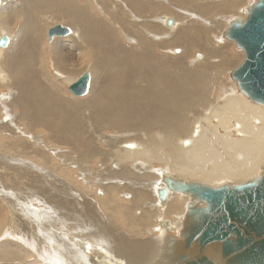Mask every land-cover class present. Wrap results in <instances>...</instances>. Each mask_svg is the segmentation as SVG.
Instances as JSON below:
<instances>
[{
    "label": "bare ground",
    "instance_id": "6f19581e",
    "mask_svg": "<svg viewBox=\"0 0 264 264\" xmlns=\"http://www.w3.org/2000/svg\"><path fill=\"white\" fill-rule=\"evenodd\" d=\"M9 1L0 4V13L4 11L0 39L8 38L7 46H0V98H8L0 100L6 111L0 117V180L6 167L16 184L20 182L15 177L28 176L45 202L40 210L30 209L15 195L18 188L6 194L0 187V264H93L87 257L84 244L90 241L85 232L71 220L62 224L55 217L57 210L72 215L79 210L84 199L71 205L67 192V186L78 180L91 182L83 188L90 196L87 202L104 214L102 228L117 229L116 240L129 251L116 243L115 263L151 264L161 243V236L158 244L142 237L156 223V219L151 222L156 214L148 207L154 201L152 190L156 194L159 186L152 180L161 172L155 175L152 166L170 164L174 171L165 172L174 177L212 186L241 183L260 173L264 106L238 90L235 79L238 88L227 81L226 71L236 61L230 48L212 46L222 23L240 16L248 0ZM113 1L122 3L130 15L115 10ZM167 17L174 18L173 29L165 27ZM47 19L67 23L71 33L55 37L49 45ZM137 32H143L142 42ZM125 41L137 50L125 48ZM194 49L206 50L212 62L203 55V62L191 67L188 55ZM169 54L179 57L168 58ZM86 66L91 74L87 94L69 96L67 89ZM15 129L23 131L27 143L38 137H44V143L27 145ZM97 191L105 198L98 199ZM120 194H130L129 201L118 199ZM179 195L164 209L159 204L163 212L155 216L157 221L170 219L173 236L185 215L181 202L188 201L179 200ZM154 207L153 211H160L158 205ZM136 210H141L138 217ZM4 221L11 227L4 230ZM78 231L84 232L83 242ZM70 240H78L71 250ZM47 245H54L51 254Z\"/></svg>",
    "mask_w": 264,
    "mask_h": 264
},
{
    "label": "water",
    "instance_id": "95a60500",
    "mask_svg": "<svg viewBox=\"0 0 264 264\" xmlns=\"http://www.w3.org/2000/svg\"><path fill=\"white\" fill-rule=\"evenodd\" d=\"M1 4V0H0ZM164 25L175 27L173 17ZM71 29L54 25L48 40L65 37ZM226 40L244 52L242 65L233 71L232 78L241 92L252 102L264 106V0H252L244 19H232L223 33ZM8 38L0 39L5 47ZM201 54L196 59H202ZM91 74L83 73L69 87L78 97L89 90ZM156 196L163 209L171 193L190 198L179 230L172 237L171 223L159 221L161 243L151 264H264V163L262 172L241 183L211 186L206 183L160 173Z\"/></svg>",
    "mask_w": 264,
    "mask_h": 264
},
{
    "label": "rangeland",
    "instance_id": "374dc122",
    "mask_svg": "<svg viewBox=\"0 0 264 264\" xmlns=\"http://www.w3.org/2000/svg\"><path fill=\"white\" fill-rule=\"evenodd\" d=\"M4 1V3L6 4V3H8V2H10L9 0H3ZM250 1V2H249ZM117 2V3H116ZM252 3V0H248L247 2H245V4H244V10H243V13L240 15V16H236V17H234V16H231V18H228L227 20H225V22L224 23H222V25L219 27V29H220V34L218 35V37H217V39L214 41V43H212V46L213 47H215V48H217V47H221V46H228L229 48H230V51H232L234 54H235V56H236V61H235V63H233V66H231L227 71H226V79H227V81L229 82V83H234V84H236V81L235 80H233V78H232V76H231V73L234 71V70H236V69H238L241 65H242V63H243V61H244V59H245V55H244V52L241 50V49H238L237 47H236V44L234 43V42H232V41H228V40H226L225 38H224V36H223V33H224V31L226 30V28L228 27V24H229V22L232 20V18L234 19V18H241V19H244L245 17H246V8L250 5ZM112 4V6L114 5V9L115 10H120V11H125L126 13L128 12L129 13V15H130V12H129V10L127 9V8H125L124 6H123V4L122 3H120V2H118V1H115V3H114V1L111 3ZM121 4V5H120ZM117 5V6H116ZM122 7V8H121ZM124 8V9H123ZM173 9H175V7H170V10H172L171 11V13L172 14H175L176 16H178L177 14H176V12L175 11H173ZM3 10V9H2ZM112 11H113V9H111ZM180 13H181V15L183 14V15H185L184 14V11H181V10H179V9H177ZM1 13L2 14H4V11H1ZM1 13H0V15H1ZM101 13V12H100ZM108 14H112V13H110V12H108ZM108 14H105V16L106 15H108ZM243 14H244V16H243ZM100 15V14H99ZM102 15H104V14H102L101 13V15L100 16H102ZM128 15V16H129ZM182 15V16H183ZM167 16V15H166ZM108 16H106L105 18H107ZM174 17V16H173ZM183 18H185V16L183 17ZM3 19V18H2ZM50 19H47V21H45V24L46 23H48V25H47V27L45 28V41H46V43H49V45L52 43V42H49V40H48V35L46 36V34H47V32H48V30L51 28V27H53L54 25H63V26H69L67 23H64V22H59V23H53L54 21L51 19L50 21H49ZM180 20L182 21V18H180ZM1 21V20H0ZM198 21L200 22V24L202 25V24H204V25H206V23H205V21L203 20V22L204 23H202V21L201 20H199L198 19ZM197 21V22H198ZM133 22H135V20L133 21ZM198 22V23H199ZM53 23V24H52ZM52 25V26H51ZM207 26V25H206ZM70 27V26H69ZM72 28V27H71ZM118 28V27H117ZM161 28L162 29H165L164 27H162L161 26ZM73 29V28H72ZM137 30V29H136ZM73 31H74V29H73ZM140 34V35H139ZM164 36H166L165 34H164ZM142 37H143V32H137V39H139V41H141V39H142ZM221 37V38H220ZM128 38L129 39H133V36H128ZM147 38V37H146ZM48 41H47V40ZM225 39V40H224ZM54 40V39H53ZM148 41H150V38H148L147 39ZM163 40L161 39V40H159L158 42H162ZM164 41H166V40H164ZM225 41V42H224ZM125 42H127V43H125V45H126V47L125 48H128V47H130V48H136L135 50H137V48L138 47H136V46H134V45H131V43H129L128 41H125ZM142 42V41H141ZM151 42H154V40H152L151 39ZM224 42V43H223ZM233 45V46H232ZM231 46V47H230ZM176 48H179V49H182L181 47H176ZM170 50L172 49H174V48H169ZM183 51V50H182ZM191 52H193V53H191ZM190 53H189V55H188V62L190 63V66L191 67H193V66H195L196 64H200V63H202L203 61L202 60H204V57L206 56V60L208 61V62H212V59H209V57H208V54H207V52H206V50H196V49H194V50H192ZM205 53H206V55H205ZM197 54H201L202 56L204 55V57H202V59H196V55ZM181 56V55H180ZM175 57H179V55H176V56H173V55H170L169 54V57L168 58H175ZM205 60V61H206ZM210 60V61H209ZM197 61H199V62H197ZM204 61V62H205ZM89 65V64H88ZM87 65V66H88ZM85 67V68H83V70L80 72V74L78 75V77H80L84 72H86L89 68L88 67ZM88 71H90V69L88 70ZM236 86H237V84H236ZM237 88H238V86H237ZM238 90H239V88H238ZM67 94L69 95V96H75V95H73L70 91H68V89H67ZM17 95V93L15 94V96ZM82 97V96H81ZM84 97V96H83ZM6 99H8V98H0V100H6ZM247 99V98H246ZM0 110L2 111V115H0V117H2L3 115H4V113L6 112L5 110H4V108L3 107H0ZM5 120V119H4ZM16 130V132H17V136L19 137V138H21L22 140H24L25 141V136L23 135V131H19L18 129H15ZM190 130H192V129H190ZM8 131V129H1V132H7ZM191 132V131H190ZM190 132H188V135L190 134ZM37 135V134H36ZM184 137H186V136H183V138ZM44 139V137H38V139H37V141L35 142V143H27L26 141V143H27V145L28 144H33V145H35V146H40L41 144H43L44 142H42V140ZM178 141V145L180 146V144H179V142L181 141V139H178L177 140ZM45 144L49 147V148H51L50 147V145H49V143L48 142H46L45 141ZM253 145V147H255V143H253L252 144ZM181 147V146H180ZM218 149H220L219 148V146H218ZM110 163H112V161L110 160ZM152 168V170L154 171V174L155 175H157V174H159V171L160 172H162L164 169L166 170L167 168H170L172 171H174L171 167H170V164H165V165H163V167H159V166H157V165H155V166H152L151 167ZM20 170V169H19ZM159 170V171H158ZM262 172V167H261V170H260V173ZM47 173V172H46ZM45 173V176L47 177V180L49 181V182H54V179L52 178V177H50V176H47V174ZM5 174H6V176L4 177V178H2L1 180H0V187H3V188H5L6 189V194H13L12 193V191H13V189L14 188H18L19 189V193H17V194H15L17 197H19V199H21L24 203L26 202L27 203V205H25V206H27L28 208H30V209H32L31 207H34V208H36V209H41L40 208V204H42L43 202H45V199H44V197H43V195L41 194V192L39 191V188L36 186L35 187V185L33 184V182L31 181V179H29V177L27 176V177H24L22 180H21V178H19L18 179V177H15L16 178V181L18 180L19 182H20V184H16L15 182H12V178H14V174H13V172H12V170L9 168V167H6L5 168ZM34 175H38L37 173H33ZM36 177H34V178H32V179H35ZM159 178V179H158ZM17 181V182H18ZM153 182H159L158 183V185H160L161 183H160V176H156V178L155 179H153L152 180ZM86 183H88V184H86ZM89 183H91V182H89V181H84V180H81V181H79L78 180V184L77 183H70V185L69 186H67L68 187V196H69V201H68V203L69 204H71V205H74V206H77L78 205V202H80V200L81 199H84L86 202H87V197H88V195H87V193H84L83 192V188H87V186L89 185ZM26 184V185H25ZM53 184V183H52ZM73 184V185H72ZM76 184H77V186L78 187H76ZM207 184V183H206ZM30 185V186H29ZM74 185H75V188L74 189H72L73 187H74ZM79 185L82 187V188H79ZM210 185V184H209ZM34 186V188H32ZM85 186V187H84ZM100 186H102V185H100ZM212 186V185H211ZM26 187H29V188H26ZM37 188V189H36ZM66 188V187H65ZM36 189V190H35ZM71 189V190H70ZM77 189V190H76ZM99 189V188H98ZM89 190H93V189H89ZM95 190V189H94ZM99 190H101V189H99ZM78 191H79V193H78ZM77 192V193H76ZM99 191H97V195H95L96 197H99L98 199H101V198H105V196L103 195V192H99ZM152 194L154 195L153 196V202L151 203V207H148V208H150V213H154V214H156L155 216L157 217L158 215H160L159 213H161V211L163 212V209H161V207H160V205H159V203H158V200L156 199V194H155V191L154 190H152ZM82 193V194H81ZM79 194V195H78ZM174 193H171L170 195H169V200L171 201L172 199H174V196H176V197H178L177 195H179V194H177V193H175L174 195H173ZM78 195V196H77ZM82 197H81V196ZM127 195H130V194H125V195H123V194H120V195H117L118 197V199H123V201H129V198L130 197H127ZM80 196V197H79ZM86 196V197H85ZM172 196V197H171ZM181 196H182V198H181ZM179 195V200H185L184 198L186 197V199L188 198V201H185V203L183 204L182 202H181V204H182V207H183V205H184V207H183V210H182V213L183 214H185L184 212L186 211V209H185V207H186V203H189V197L188 196H186V195ZM79 197V198H78ZM127 197V198H126ZM155 197V198H154ZM88 198H90V196L88 197ZM87 199V200H86ZM84 200H81V201H83V202H85ZM155 200H156V202H155ZM22 202V203H23ZM76 202H77V204H76ZM83 202H80L79 203V205L77 206V209H79V210H83L84 212H86V216H84V218H83V216H82V213L84 214V212L83 211H79V210H77V212L74 214L73 213V215L72 214H67V213H65V212H63V211H56V222L57 223H66V222H69L70 220H71V223H74V225H76V227L78 228L79 227V230H82V231H84L85 232V234H86V239H88L89 241H90V243L89 242H87L86 244H84L85 246H87V257L90 259V260H92L93 261V264H116L115 263V259H114V254H113V252H114V249H116L117 250V245H116V243H119V245L120 246H122L125 250H126V252L127 253H129V251L125 248V246H123L120 242H118L117 240H116V236L118 235V232L116 233L115 231L117 230V229H112V228H108V229H103L102 228V225H104V224H101L100 222H102L103 220V216H104V214L103 213H100L99 214V212H101V210L100 209H98V208H96V207H94V204H91V203H89V202H85V203H83ZM84 204H85V206H84ZM158 205V207H160V211L159 212H157L156 210L155 211H153L154 210V206H156V208H157V205ZM168 204V203H167ZM32 205V206H31ZM154 205V206H153ZM91 206V207H90ZM81 207H83L84 209H82ZM166 207H167V205H166ZM153 208V209H152ZM91 209H93V210H91ZM94 209H95V211H94ZM97 209V210H96ZM148 211H149V209H147ZM79 211V212H78ZM139 211H141V210H136L135 211V213H136V216L138 217L139 215H140V213H139ZM78 213V214H77ZM90 213V214H89ZM96 213V214H95ZM94 214L95 215H98V216H94ZM89 217H88V216ZM78 216V217H77ZM155 216L151 219L152 221L151 222H154L155 221V219H156V223L155 224H153L154 226H153V229H151L152 227V225L150 226V229H149V227H148V229L149 230H151V231H153V233L155 232V234H156V236H153V237H149L151 234H150V232L147 234H144V236L142 235V237L144 238V239H151L152 238V240H155L154 242L156 243V244H158L159 243V239H158V237L159 236H161V233L157 230L158 229V227H159V221L162 219H160V220H158L157 221V218H155ZM80 217V218H79ZM98 217H100V218H98ZM83 218V219H82ZM97 220V222H99L98 224L96 223V221L94 222L93 220ZM98 219H100V221L98 220ZM91 222H89V221ZM154 220V221H153ZM166 220H169L170 221V219H166ZM33 222V221H32ZM86 222H88V223H86ZM150 222V223H151ZM75 223H77V224H75ZM83 223H86L87 225L84 227V226H82V224ZM89 224V225H88ZM91 224V225H90ZM35 225V224H34ZM78 225V226H77ZM79 225H81V226H79ZM98 225V226H97ZM105 226V225H104ZM4 230H6V229H8L9 227H11V223L10 222H7V221H4V223L2 224V226H1ZM155 227H157V228H155ZM84 229V230H83ZM96 229V230H95ZM147 229V230H148ZM154 229H156L155 231H154ZM57 230H58V228H57ZM104 230L106 231L105 233H104ZM82 231H78V233H77V237L79 238V240H81L82 242H83V239H82V237H81V235H83V233L84 232H82ZM93 231V232H92ZM174 232H175V235L173 236V235H171V236H173V237H175V238H177V237H179V232H178V230H173ZM90 232V233H89ZM95 232V233H94ZM12 233V231L9 233V235ZM93 235L92 237L89 235ZM94 233V234H93ZM170 234H171V230H170ZM124 235V234H123ZM158 236V237H157ZM102 239V241H100V240H98V239H100V238ZM157 240V241H156ZM70 243H71V247H70V250H71V248H73V245L75 244V242H78V240H70L69 241ZM95 242V243H94ZM45 243H47V242H45ZM92 243V244H91ZM113 244V243H115V244H113V245H111L110 246V244ZM114 245H115V247H114ZM26 246H28V247H30V248H32V247H34L35 245H32L31 243H27V245ZM159 248V247H158ZM45 249H46V251H50V254L53 252V249H54V245H47L46 247H45ZM158 250L159 249H157V251L155 252V254H154V256L150 259V262L153 260V259H155V257H156V254H157V252H158ZM110 253V254H109ZM111 254H112V256H111ZM94 257V258H93ZM111 257H113L112 259H111ZM117 260V259H116Z\"/></svg>",
    "mask_w": 264,
    "mask_h": 264
},
{
    "label": "flooded vegetation",
    "instance_id": "af4514ba",
    "mask_svg": "<svg viewBox=\"0 0 264 264\" xmlns=\"http://www.w3.org/2000/svg\"><path fill=\"white\" fill-rule=\"evenodd\" d=\"M190 134H191V132H190ZM190 134H189V135H190ZM184 138H186V137H184ZM184 138H182V139H184Z\"/></svg>",
    "mask_w": 264,
    "mask_h": 264
}]
</instances>
